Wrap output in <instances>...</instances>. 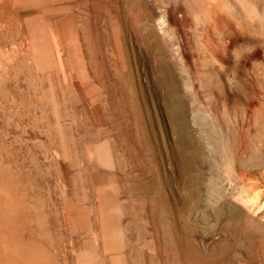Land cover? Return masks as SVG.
<instances>
[{"label":"rangeland","instance_id":"obj_1","mask_svg":"<svg viewBox=\"0 0 264 264\" xmlns=\"http://www.w3.org/2000/svg\"><path fill=\"white\" fill-rule=\"evenodd\" d=\"M130 1L0 0V264H264V0L162 3L207 110L183 170ZM226 30L230 67L207 71L200 42Z\"/></svg>","mask_w":264,"mask_h":264},{"label":"bare ground","instance_id":"obj_2","mask_svg":"<svg viewBox=\"0 0 264 264\" xmlns=\"http://www.w3.org/2000/svg\"><path fill=\"white\" fill-rule=\"evenodd\" d=\"M163 1L164 0H131L127 7V19L130 26L134 28L135 33L139 37L140 34L143 36L146 48L156 54L155 58L159 82L164 90L166 103L168 107H170L172 121L176 127L180 128L178 135L181 144L178 149V155L180 156V163L183 170L191 165V160L194 159L192 153H184V151L190 152L195 149L204 151L203 140L201 138L196 140V136L192 130L198 129V132H203V123L197 115L207 110L203 108L200 90L194 83L189 82V80V83H185V89L183 90V87L176 78L174 65L183 64V73L184 71L188 72V74L192 72V56L188 52L189 35L187 34L186 26L177 8L172 5H164L162 4ZM134 8L137 10L136 13L133 11ZM187 29H190V27L188 26ZM175 38H177V41H175ZM234 44L235 40L232 33L228 30L220 33L218 40H216L213 35L206 34L204 40L200 42V45L205 54L204 58L210 60L213 64H206L205 69L207 71H215L216 66H214V64L218 63L219 67H223L227 71V68L230 66L229 64L226 66L223 65L227 62L225 60L226 55L222 53L221 49L226 53ZM180 47L183 48L184 55H181ZM217 73L219 74L220 83L222 84L223 75L220 71ZM96 77H98L97 74H95L94 78L96 79ZM200 87L204 88L205 84H199V88ZM210 93L212 95L215 94L214 90ZM188 95L193 97L191 104L188 101ZM174 97L176 98L175 111V106L172 107ZM190 111H192L195 116L193 124L188 121ZM249 117L252 118V112L246 109L243 113V119ZM207 143L208 147L212 146L211 143ZM193 193L194 191H189V194ZM189 256L207 255L199 253L196 248L191 245L189 248Z\"/></svg>","mask_w":264,"mask_h":264}]
</instances>
